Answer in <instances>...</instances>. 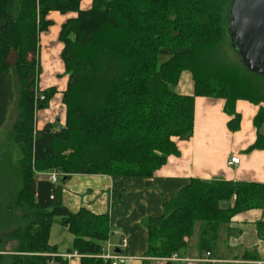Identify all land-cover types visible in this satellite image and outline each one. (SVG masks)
Here are the masks:
<instances>
[{"label":"trees","instance_id":"16d2710c","mask_svg":"<svg viewBox=\"0 0 264 264\" xmlns=\"http://www.w3.org/2000/svg\"><path fill=\"white\" fill-rule=\"evenodd\" d=\"M81 1L0 0V127L16 97L10 136L20 152L15 172L21 185L10 199H0V230L17 223L8 232L17 241L15 255H0V263L65 264L48 243L59 216L74 237L72 249L83 255L81 264H109L93 256L110 235L107 213L69 211L63 183L72 174L153 175L178 154L175 139L191 135L196 96L222 99L233 130L237 100L260 104L252 120L258 135L248 150H264V74L218 53L229 36L231 0H91L88 9ZM51 11L75 13L58 32L68 75L65 116L63 125L37 129L34 100L43 108L55 92L37 84L39 35L52 25ZM183 72L193 80L191 95L171 88ZM51 170L62 173L55 183L34 175ZM223 200L231 206L221 208ZM263 207L262 183L191 179L163 203L161 215L149 218L148 253L177 255L199 222L200 252L211 255L220 224ZM257 227L264 237V221Z\"/></svg>","mask_w":264,"mask_h":264},{"label":"crops","instance_id":"0c3cea01","mask_svg":"<svg viewBox=\"0 0 264 264\" xmlns=\"http://www.w3.org/2000/svg\"><path fill=\"white\" fill-rule=\"evenodd\" d=\"M91 0H82L81 9H88ZM75 16V13H48L52 21L47 31L39 35V63L45 78L38 82L41 90L55 88L61 92L66 87L67 77L58 79L63 73V63L54 60L60 56V25ZM49 29H53L49 32ZM54 41L56 43H54ZM53 54L51 57L50 55ZM50 59L48 60V58ZM47 60L45 61V59ZM61 59V57H60ZM54 61V64H48ZM54 67L57 73L54 72ZM57 80H61L57 82ZM181 95H191L194 84L190 73L183 72L175 85ZM224 101L219 98L196 96L194 98L193 128L188 138H176L178 154L169 155L164 165L149 177L109 176L105 174H72L63 183L61 198L63 205L71 212L84 207L93 213H107L109 241L115 245L120 256L119 264H207L201 260L198 243L199 222H196L186 247L175 257H155L148 253L147 223L149 218L163 212V203L174 196L191 179L202 181L225 180L264 184V150H248L256 138L257 129L253 117L260 104L237 100L235 112L239 115L238 127L230 129L231 119L223 110ZM64 119L60 123L63 125ZM49 124V123H46ZM35 123L37 129L43 128ZM264 134V129L262 130ZM229 156H237V165H227ZM231 200L219 202L221 208L231 206ZM264 221V207L250 209L234 215L228 223L218 227L217 239L211 257L219 260L215 264H253L264 259V237L260 235L257 223ZM73 235L59 216L52 219L48 243L54 247L53 256L65 264H81L82 254L65 258L72 249ZM125 239V245L120 240ZM48 264H59L51 260Z\"/></svg>","mask_w":264,"mask_h":264},{"label":"rangeland","instance_id":"374dc122","mask_svg":"<svg viewBox=\"0 0 264 264\" xmlns=\"http://www.w3.org/2000/svg\"><path fill=\"white\" fill-rule=\"evenodd\" d=\"M53 30V29H51ZM49 29V32L51 31ZM60 42V41H59ZM54 43H56L54 41ZM230 40L227 33L224 34V38L222 40L221 46L218 49V53L221 55L234 60V61H240V56L238 53L234 51L233 48L230 47ZM53 54L50 55V57ZM48 58V60L50 59ZM59 60L61 63L60 56H54V60ZM47 58L45 59V61ZM56 62L50 61L48 64H54ZM43 65V64H42ZM39 63V72L37 77V84L38 82L41 83L42 79L45 78L47 74L45 70H43V67H41ZM55 65V64H54ZM57 69L59 68L54 67V72L57 73ZM49 76V74H47ZM68 77L67 73L64 70L63 67V73L58 72L57 77L58 79H62V77ZM50 77V76H49ZM61 80H57V82H60ZM173 91H175L176 86L171 87ZM42 96V95H41ZM40 96L39 99H42ZM38 100V99H37ZM34 100V120L35 123L42 126V124L51 123L53 126H58L62 122L65 116V110L64 106L62 104V93L56 92L52 95V97L49 99L47 104L43 108L37 109V101ZM16 97H14V100L12 104L9 107L8 114L6 116V119L2 126L0 127V199H10V197L15 193L18 192L20 189V178L18 177V174L15 172V167L18 161V158H20V152L16 146L12 142L11 139V130L12 125L17 117V106H16ZM36 127V126H35ZM49 172V171H47ZM46 172H35L34 175L36 177H39L43 175ZM11 224L9 228L0 230V249H3L0 251V255L5 256H13L15 255L14 249L16 248L17 241L16 240H9L8 238V232L16 225ZM23 224V223H22ZM4 242V244H3ZM8 260H4L0 264H6Z\"/></svg>","mask_w":264,"mask_h":264},{"label":"water","instance_id":"95a60500","mask_svg":"<svg viewBox=\"0 0 264 264\" xmlns=\"http://www.w3.org/2000/svg\"><path fill=\"white\" fill-rule=\"evenodd\" d=\"M228 33L242 65L264 74V0H231Z\"/></svg>","mask_w":264,"mask_h":264},{"label":"built area","instance_id":"2783aa9c","mask_svg":"<svg viewBox=\"0 0 264 264\" xmlns=\"http://www.w3.org/2000/svg\"><path fill=\"white\" fill-rule=\"evenodd\" d=\"M41 98H43L41 96ZM239 163V158L237 156H229L226 160L227 165H237ZM43 175L47 176V178L55 183L57 182L60 177L62 176V173L58 170H51L49 172L44 173ZM120 245L124 246L125 245V239L120 240ZM115 245H113L110 241L109 238L106 240L104 245L101 248V251L98 254L93 255L96 258H100L103 261L108 262L109 264H119V260L121 259L119 254L115 251ZM80 254L76 251L72 253H68L65 255V258H71V257H78ZM171 257H175V255H172ZM201 260L203 262H206L207 264H215L219 262V260L214 259L211 257L210 252H205L203 253ZM253 264H264V259L263 260H257L254 261Z\"/></svg>","mask_w":264,"mask_h":264}]
</instances>
